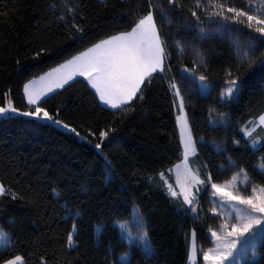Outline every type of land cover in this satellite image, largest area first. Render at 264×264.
Here are the masks:
<instances>
[{"label": "trees", "instance_id": "16d2710c", "mask_svg": "<svg viewBox=\"0 0 264 264\" xmlns=\"http://www.w3.org/2000/svg\"><path fill=\"white\" fill-rule=\"evenodd\" d=\"M62 1L0 0V107L11 100L20 112L34 110L23 95L27 81L107 35L130 30L129 22L148 10L154 12L168 55L164 71L142 85L144 98L115 115L82 77L49 94L41 107L79 135L51 121L0 117V184L21 197L0 195V229L9 238L0 248V262L19 255L23 264H114L129 250L117 223L129 221L136 211L159 260L131 264H188L191 233L206 248L211 245L207 231L220 219L211 211L210 184L201 186L193 216L181 198L167 193L160 178L182 154L176 97L169 83L180 87L184 97L197 150L191 165L202 180L211 175V182L220 184L243 175V169L249 182L264 185L259 168L264 163V127L257 123L264 114V66L259 62L264 43L242 24L235 25L241 31H233L213 23L193 7L196 0H177L176 7L168 0H67L75 11L66 18L53 8ZM227 6L251 8L254 15L264 0H229ZM190 10L200 17L199 27ZM73 25L84 28L82 40ZM234 40L253 45L255 63L239 64ZM228 73L239 78L241 88L237 98L225 102L220 91ZM201 75L209 84L204 94L195 78ZM245 127L251 137L241 131ZM110 128L116 131L102 143L100 154L93 145L101 141L89 130ZM252 139L258 141L255 146ZM257 248L264 256V245Z\"/></svg>", "mask_w": 264, "mask_h": 264}, {"label": "snow or ice", "instance_id": "6c2138e0", "mask_svg": "<svg viewBox=\"0 0 264 264\" xmlns=\"http://www.w3.org/2000/svg\"><path fill=\"white\" fill-rule=\"evenodd\" d=\"M173 7L177 6V0H168ZM229 0H206L201 3V0H196L195 9L201 10L213 23H219L222 28H232L233 31H241L242 29L235 28V25H244L247 29L259 34V38L264 43V7L255 9L256 14H250L252 11L241 8L227 6ZM64 7L68 12L75 11L74 7L67 3ZM191 16L195 18L197 27L200 25V17L195 10H190ZM255 22V23H253ZM130 30L120 31L116 34L107 35L106 38L99 39L93 43L85 51L72 56L57 68L52 69L45 76L40 77L38 81H29L23 86L24 96L27 98L28 105L34 110L20 112L19 109L12 105V101L8 100L6 106L0 107V116H5L11 119L10 113H17L22 116L32 117L34 120L51 121L53 124L60 125L68 129L72 133L79 135L75 128H70L68 124L56 119L55 115H50L49 111L41 107V104L46 102L49 93H53L55 89L64 88L69 81L75 77H85L91 88L94 89V95L98 97V101L107 106L109 110L116 112L122 111L134 103L135 99H143V88L147 81H150L153 73L164 71V59L168 55L165 50V41L161 38L155 17L152 10H148L146 14L137 17L134 21H130ZM80 34V39L86 35L83 27L71 26ZM201 34H204V29L199 28ZM235 46L236 58L242 66L244 63L253 64L251 53L255 48L251 43L246 47L242 46L238 40L233 41ZM179 47V44H177ZM182 51V49H181ZM39 55V53L37 54ZM261 66H264V56L259 58ZM190 75H194L190 73ZM229 79L225 83V87L220 91V97L225 102L238 97L241 82L239 78H231V73H228ZM198 79L202 83V87L207 90L208 84L206 77L201 75ZM169 88L173 95L179 98V112L176 117V123L179 126V143L183 149L185 163L183 166H177V183L180 185L183 194L184 202L192 205L195 200V195L192 188L197 185L210 184L211 197L219 198L221 207L227 206V212L217 213V209L213 207L211 211L217 213V216L223 217L224 222L218 226V230H210V239L214 246L209 247L202 252L203 261L205 264H241L243 258H248V264H259L260 257L264 256L258 251L257 245H264V185L251 186L250 192L247 195L242 194L235 183H231V190L225 185L222 187L217 183L211 182V175L205 180H200L193 174L187 166V160L190 155L196 154V141L193 138L192 128L189 125L187 115L184 112V97L181 95L180 87L174 82L169 83ZM58 115V112H57ZM221 120L224 119V114H219ZM259 123L264 125V115L259 117ZM98 131V136H97ZM97 131L89 130V135L96 137L101 141L93 145L100 154H103L102 143L110 138V133H115V129H98ZM246 136L251 137V130L241 129ZM87 139V137H81ZM115 136L112 135L111 139ZM203 139V138H201ZM238 143V141L236 142ZM251 143L255 146L258 141L252 139ZM230 159V158H229ZM106 166L110 168V162ZM264 160V158H262ZM231 162V159H230ZM234 165V162H231ZM264 175V163L259 165ZM240 173L244 175V180L241 182L247 191L249 177L243 169ZM239 175V174H237ZM237 177H233L236 181ZM170 194L177 196L178 193L171 189ZM207 190V188H206ZM11 194L12 199H20L16 194H12L10 189H6L0 184V195ZM196 211L195 208L192 209ZM235 221V222H233ZM136 222L138 225L135 242L140 243L144 249L150 251L147 232L144 230L142 216L137 212ZM123 227V224L121 225ZM195 236V232H193ZM8 239L7 233L0 230V241ZM129 243L133 242L131 232L128 234ZM69 244L72 241V234L68 236ZM197 252L195 244L192 245V255ZM130 252H125L114 262V264H131L129 259ZM0 264H23V258L19 255L10 259H3Z\"/></svg>", "mask_w": 264, "mask_h": 264}, {"label": "rangeland", "instance_id": "374dc122", "mask_svg": "<svg viewBox=\"0 0 264 264\" xmlns=\"http://www.w3.org/2000/svg\"><path fill=\"white\" fill-rule=\"evenodd\" d=\"M64 4L65 2L62 1L60 2V4L56 5L54 8L55 11H57L61 17H68V16H73V12H68L67 9L64 7ZM196 78V81L198 83V88H199V91L200 93H206L209 89V84H208V88L207 90H205L203 87H202V83L201 81L198 79V76H195ZM179 98H175V102H174V109H175V114H176V117L178 115H180L181 113L179 112ZM7 104V103H6ZM6 106V105H5ZM184 112H185V109H184ZM186 114V113H185ZM10 116L12 115H19L17 113H10L9 114ZM0 117H5V116H0ZM42 121H45V120H42ZM258 122H259V119H258ZM56 125V124H54ZM57 127H59L60 129H63L65 131H69L68 129H65L64 127L60 126V125H56ZM178 127V133H179V126L177 125ZM264 127V125H263ZM182 148V146H181ZM194 155H190L188 157V160H187V166H188V169L193 173L195 174L200 180H202V178L200 177V175L198 174L197 170L191 165V159L193 158ZM185 163V160H184V156H183V149H182V154H181V160L176 163L174 166L171 167V169H169V171L166 173V174H162L160 176L163 184H164V187H165V190L167 191V193L169 195L170 194V190H169V185H171V189L175 192L178 193L177 196H175L176 198H181L183 200V203L186 207L190 208V214L191 215H195V212L192 211L193 208H195L197 210V207H198V201H197V196H198V193L200 192L201 190V186L203 185H197V186H194L191 190L192 192L194 193L195 195V200L193 202L192 205H188L184 202V199H183V194L181 192V188H180V185L177 183V166H183ZM172 176L173 177V182H170L169 181V176ZM236 176L237 179L236 181H233V177ZM232 178H230L228 181H225V182H222L220 183L219 185H221L222 187H224L225 185L228 186L229 190H231V183H235L239 189V191L244 194V195H247L248 192H250L251 190V186L253 185L251 182L248 181V186H247V191H245L244 189V185L241 183L243 182L244 180V176L239 174H235ZM172 196V195H171ZM174 197V196H172ZM208 200L211 204V209L213 207H215L217 209V213L219 212H227L229 209L227 208V206L225 207H221V204L219 202V198H212L211 197V189H210V192H209V195H208ZM213 213V212H212ZM217 213H213L215 216H217ZM136 214L137 212L134 211L133 212V216L132 218L129 220V221H122V222H118L117 223V226H118V230H119V234L121 236V238L123 240H125L129 246V250L127 252H130V256H129V259L131 260V262L133 261H136V260H142V261H149V262H157L156 260L159 258L155 255V253L152 251V249L150 251L146 250L143 248V246L140 244V243H137L135 242V237H136V234H137V230H138V225H137V222H136ZM219 217V216H218ZM220 219V222L218 224V226L224 222V218L223 217H219ZM235 222V221H233ZM123 224V227H121V225ZM218 226H216L215 228L213 229H208L207 231V235L209 236L210 238V230H218ZM129 232H131V235L133 237V242L132 243H129V240H128V234ZM5 233V232H4ZM72 236H73V233H71ZM211 240V239H210ZM7 240L5 241H0L1 243H6ZM195 244L196 246V249H197V252L196 254L193 256L192 255V245ZM68 246L71 247L73 246V243L71 241V244H69V241H68ZM214 246V243L213 241L211 240V245L206 247V248H201L199 245L196 244L195 240H194V236H193V232L191 233V240H190V250H189V258H188V264H205V262L203 261V256H202V252L204 250H207L209 247H213ZM122 256L119 255V258ZM157 258V259H156ZM245 260H248L247 257L243 258V260L241 261V263ZM233 264H235V261H233Z\"/></svg>", "mask_w": 264, "mask_h": 264}, {"label": "crops", "instance_id": "0c3cea01", "mask_svg": "<svg viewBox=\"0 0 264 264\" xmlns=\"http://www.w3.org/2000/svg\"><path fill=\"white\" fill-rule=\"evenodd\" d=\"M70 59H71V58H70ZM68 60H69V59H68ZM63 63H64V62H63ZM63 63H61V64H63ZM164 63H165V59H164ZM58 66H59V65H58ZM58 66H56V67H54V68H57ZM54 68H53V69H54ZM51 70H52V69H51ZM51 70H49V71L46 72V73H49ZM46 73H44V74H42V75H40V76H38V77H36V78H33V79L29 80V81H38L39 78L45 76ZM78 77H80V76H77V77H75V78H78ZM75 78H74V79H75ZM82 78H84L85 81L87 82V80H86L85 77H82ZM29 81H27L26 83H28ZM69 82H70V81H69ZM69 82H68V83H69ZM26 83H25V84H26ZM87 84H88V82H87ZM88 85H89V87L91 88V85H90V84H88ZM91 89H92V88H91ZM56 90H58V89H55L54 91H56ZM92 90L95 91L94 89H92ZM49 94H51V93H49ZM49 94H48V95H49ZM23 95H24V93H23ZM24 97H25V96H24ZM97 98H98V97H97ZM25 100L27 101V98H26V97H25ZM105 107H107V106H105ZM107 108H108V107H107ZM262 115H264V114H262ZM262 115H260V116H262ZM260 116H259V117H260ZM259 117H258V119H259ZM258 119H257V123H258L259 125H261V124L258 122ZM261 126L263 127V125H261ZM0 230H1V229H0ZM8 240H9V238L7 239V241H6L5 244L0 242V248H2L3 246H5V245L8 243Z\"/></svg>", "mask_w": 264, "mask_h": 264}]
</instances>
